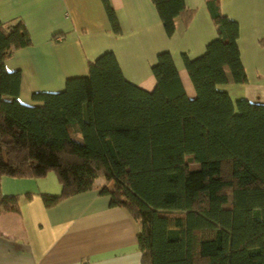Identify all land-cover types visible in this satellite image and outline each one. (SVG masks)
<instances>
[{"label": "trees", "instance_id": "1", "mask_svg": "<svg viewBox=\"0 0 264 264\" xmlns=\"http://www.w3.org/2000/svg\"><path fill=\"white\" fill-rule=\"evenodd\" d=\"M101 2L118 33L113 8ZM151 2L168 37L176 18L187 24L192 15L184 0ZM205 4L216 38L202 55H182L192 98L169 52L156 56L154 86L145 90L108 51L88 63L87 75L24 104L20 71L5 61L30 35L22 20H0V213L18 211L19 195L1 192L3 177L53 172L60 192L40 194L50 208L107 176L98 193L138 224L144 264H264V104L232 100L220 88L246 81L238 27L218 0Z\"/></svg>", "mask_w": 264, "mask_h": 264}, {"label": "crops", "instance_id": "2", "mask_svg": "<svg viewBox=\"0 0 264 264\" xmlns=\"http://www.w3.org/2000/svg\"><path fill=\"white\" fill-rule=\"evenodd\" d=\"M108 1L118 33L112 32L101 0H0V20L20 19L30 35V45L5 61L6 70L20 71L22 103L30 104L34 92L61 91L66 79L87 75L88 63L108 51L124 77L145 90L154 86L150 66L156 56L169 52L186 95L194 97L182 55L194 59L216 38L206 0H184L192 11L190 20L184 24L176 18L169 37L151 0ZM218 1L221 12L237 24L236 43L246 74L244 83L220 88L232 100L264 104V0ZM47 178L1 179L2 194L19 199L17 212L0 213V264H144L138 224L98 193L107 176L98 178L93 190L50 208L40 194H58L60 186Z\"/></svg>", "mask_w": 264, "mask_h": 264}, {"label": "rangeland", "instance_id": "3", "mask_svg": "<svg viewBox=\"0 0 264 264\" xmlns=\"http://www.w3.org/2000/svg\"><path fill=\"white\" fill-rule=\"evenodd\" d=\"M47 179H50V177H51V179H52V181L56 184L57 182H56V178H55V175H54V173L53 172H48V174L45 176ZM44 177V179H46ZM42 179V178H41ZM111 184V183H110Z\"/></svg>", "mask_w": 264, "mask_h": 264}]
</instances>
